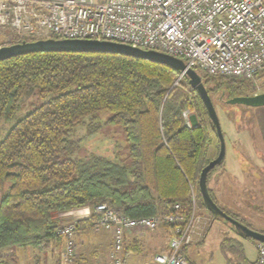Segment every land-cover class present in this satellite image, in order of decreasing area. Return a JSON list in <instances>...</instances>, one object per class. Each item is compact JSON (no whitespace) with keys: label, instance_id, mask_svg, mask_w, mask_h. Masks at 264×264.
I'll use <instances>...</instances> for the list:
<instances>
[{"label":"trees","instance_id":"trees-1","mask_svg":"<svg viewBox=\"0 0 264 264\" xmlns=\"http://www.w3.org/2000/svg\"><path fill=\"white\" fill-rule=\"evenodd\" d=\"M196 72L205 87L226 77ZM178 76L162 64L95 52H34L0 62V130L11 123L0 138V256L63 245L60 214L83 206L91 214L76 220L80 233L93 230L99 219L94 207L101 203L131 218L148 217L169 212L175 203L189 210L193 188L196 206L205 207L197 182L217 156L219 140L187 77L174 85ZM220 84L229 99L246 96L238 94L241 83ZM29 97V109L17 116ZM191 104L197 121L188 126L183 111ZM100 115L104 125L122 129L126 163L77 157L72 128ZM220 250L226 264H250L237 238L222 239Z\"/></svg>","mask_w":264,"mask_h":264},{"label":"built area","instance_id":"built-area-1","mask_svg":"<svg viewBox=\"0 0 264 264\" xmlns=\"http://www.w3.org/2000/svg\"><path fill=\"white\" fill-rule=\"evenodd\" d=\"M0 30L13 32L12 44L92 39L155 50L207 76L248 81L264 71V0H0ZM183 117L192 126L188 109ZM190 195L189 210L175 203L167 213L139 218L96 205L94 229L111 235L107 264H124L127 232L163 225L170 229L168 248L154 262L189 264L184 248L201 233L193 188ZM57 232L63 245L56 264H76V220L59 224ZM256 249L254 264H264V243Z\"/></svg>","mask_w":264,"mask_h":264},{"label":"rangeland","instance_id":"rangeland-1","mask_svg":"<svg viewBox=\"0 0 264 264\" xmlns=\"http://www.w3.org/2000/svg\"><path fill=\"white\" fill-rule=\"evenodd\" d=\"M14 41L15 35L11 30H0V45H11ZM200 77L203 83L205 77ZM180 80L177 77L174 85H180ZM213 80L205 84V88L209 90L208 94L224 134L226 154L223 165L209 175L207 186L225 213L239 219L250 229L264 233V104L258 106L228 104L229 96L224 85L220 84L221 81L226 80L241 83L245 87L238 94H259L264 92V71L253 80L248 81L234 77H216ZM33 101L34 99L31 97L26 99L23 110L17 116L23 111H27ZM187 109L191 120L196 121L195 107L191 104ZM104 119V115H100L97 120L86 118L72 128L71 138L77 141L79 146L77 157L86 160L91 156H101L124 164L128 160L126 159L127 146L122 129L118 126L104 125L102 123ZM10 124L5 123L1 127L0 138L3 137ZM96 125H99L96 131H89ZM245 174H249V176ZM196 214L199 218L201 233L195 237L196 239L194 238L195 240L193 239L189 247L202 242L210 221H217L211 225L206 245L198 246L195 249L196 253H191L189 261L192 260V264H226L220 250V237L236 234L234 228L222 219L211 220L204 206L197 205ZM72 217L78 216L61 215L58 220L60 224H65L73 221ZM93 230L95 229L93 228ZM106 232L105 230H97V233L92 230L83 233L77 232V263L87 259L93 262V258H100L99 264H107L111 238L106 236ZM96 239L101 242L97 248L93 246ZM245 241L254 242L248 239ZM244 245L248 255L255 257L256 251H253L247 244ZM61 250L62 244H52V247L48 249L19 250L0 256V264H56ZM228 264H231V260Z\"/></svg>","mask_w":264,"mask_h":264},{"label":"water","instance_id":"water-1","mask_svg":"<svg viewBox=\"0 0 264 264\" xmlns=\"http://www.w3.org/2000/svg\"><path fill=\"white\" fill-rule=\"evenodd\" d=\"M34 52H95L122 55L134 59H139L156 64H162L175 69L176 71L187 77L188 84L192 89H195L199 94L210 121L215 127L219 140V151L217 156L210 160L200 171L198 178V190L201 195L205 208L216 216L222 217L229 222L236 232L242 238H249L258 243H264V233L254 231L234 219L220 209L209 195L207 187V175L216 165H218L225 157L226 147L225 140L219 123V119L212 103V100L201 81L200 75L187 68L182 60L174 56L164 54L155 50H144L131 47L126 44L107 41V40H92V39H43L32 42H22L0 47V62L11 57L34 53ZM228 104H243L247 106H258L264 104V92L254 95L235 96L227 100Z\"/></svg>","mask_w":264,"mask_h":264},{"label":"crops","instance_id":"crops-1","mask_svg":"<svg viewBox=\"0 0 264 264\" xmlns=\"http://www.w3.org/2000/svg\"><path fill=\"white\" fill-rule=\"evenodd\" d=\"M264 110V109H263ZM196 120V119H195ZM197 121V120H196ZM196 121H192L193 123H196ZM226 147V146H225ZM226 154V153H225ZM246 176H249V174H245ZM208 187V186H207ZM209 188V187H208ZM74 215L78 217H72L73 220H80V219H86L91 214V208L88 206H83L79 208L72 209L70 211L64 212L61 215L67 216V215ZM217 220L210 221L209 227L203 236L202 242L197 243L198 245L194 246L191 245L190 247L187 246L184 248V253L187 257L188 263L192 264L193 261L190 260L191 253H196V250L198 246L204 247L206 245L207 238L210 233L211 225ZM93 232L97 233L96 230H92ZM86 232V231H85ZM106 232V231H105ZM83 233V232H82ZM80 235V234H78ZM106 236L110 237V233L106 232ZM224 238H237L242 243L244 248V253L250 264H254L257 258V249H256V243H248L245 241V239L238 237L236 234L234 235H227L220 237V240ZM170 239V229L168 226H161L156 228L155 230H132L126 233L125 235V241H124V264H157L154 262V255L163 253L167 251L168 248V242ZM196 239V238H195ZM194 239V240H195ZM76 240H77V234H76ZM79 240V236H78ZM199 241V240H198ZM197 240L195 241V243ZM99 243L101 242L96 239L93 243V246L95 248L98 247ZM244 244H247L253 251H256L255 257H250L247 253V248ZM82 258V257H81ZM107 258V255H106ZM78 262V261H77ZM100 258H93V262H91L89 259L79 261L77 264H99ZM231 264H235V261H231Z\"/></svg>","mask_w":264,"mask_h":264}]
</instances>
